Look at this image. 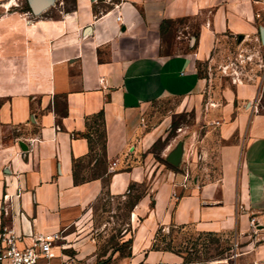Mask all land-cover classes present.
I'll use <instances>...</instances> for the list:
<instances>
[{"label": "crops", "instance_id": "1", "mask_svg": "<svg viewBox=\"0 0 264 264\" xmlns=\"http://www.w3.org/2000/svg\"><path fill=\"white\" fill-rule=\"evenodd\" d=\"M4 1L0 231L25 245L56 235L50 264H185L184 255L154 245L160 231L191 228L230 236L238 247L234 259L210 264H264V73L208 107L207 137L216 132L219 144L202 155L214 156L218 178L201 182L193 137L184 142L183 174L152 153L171 126L157 105L179 101L181 113L202 97L209 85L200 66L225 44L264 45V0H73L57 17L34 18L30 7L20 12L15 0ZM101 112L110 176L76 185L74 162L95 165L86 133ZM184 131L163 147L162 160ZM146 179L150 193L130 211L129 253L99 256L94 233L79 226L106 192L126 198Z\"/></svg>", "mask_w": 264, "mask_h": 264}, {"label": "rangeland", "instance_id": "2", "mask_svg": "<svg viewBox=\"0 0 264 264\" xmlns=\"http://www.w3.org/2000/svg\"><path fill=\"white\" fill-rule=\"evenodd\" d=\"M102 1L110 3L118 2L119 0ZM72 3L73 0H51L49 8L38 15L29 13V16L34 18L44 13V16L57 17L59 16V9L63 10L65 8V10H69L72 8ZM15 4L17 6L14 9L20 12L29 11L27 0H15L10 3V5ZM52 7L58 8L47 14V11ZM165 50L166 52H172L169 47H166ZM200 71L202 77L208 81L209 88L205 89L202 97L190 102L186 110L178 113V106L181 103L173 100L163 101L156 106L158 111L164 112L171 117V126L166 138L154 146L152 153L159 163L167 167V170H171L176 174L185 173L187 171L185 164L175 168L167 163L166 158L162 160L159 156L169 140H172V138L176 139L182 134L180 130L184 129V136L180 139L177 138L175 146L179 141L187 142L193 137V151L195 155H199V171L204 175L201 182H204L219 177V167L214 156L206 158L202 155L203 147H211L214 142L215 145L219 144L216 140V132L211 131V136L207 137L210 126L204 121L211 114V110L208 107H211L213 102L221 104L223 102V90L227 88L233 89L236 82L254 81L262 76L264 73V45L249 43L243 47H236L230 43L225 44L218 51L214 62L209 65L202 64ZM200 116L203 117L201 124L198 123ZM97 149L99 150V147ZM90 172L91 170L87 164H82L78 169L81 177H89ZM189 180H192V178L189 177ZM150 186V180L146 179L142 184H137V186L133 187L132 194L129 197L127 195L126 198L111 197L106 192L102 200L94 208L93 213L79 226L94 233L99 246V256L106 258L117 252L120 256H125L129 253L133 231L129 222L130 206L137 196L143 193L148 195ZM83 224H85L84 227H82ZM157 240L160 250L172 248L173 251L171 252L177 253L181 251L185 255L189 254L187 256L189 264H210L221 260H232L236 256L238 248L234 245L230 236H198L192 232L191 228L172 227L169 232L167 231L157 237Z\"/></svg>", "mask_w": 264, "mask_h": 264}, {"label": "built area", "instance_id": "3", "mask_svg": "<svg viewBox=\"0 0 264 264\" xmlns=\"http://www.w3.org/2000/svg\"><path fill=\"white\" fill-rule=\"evenodd\" d=\"M57 239L56 235L40 236L25 245L23 237L3 229L0 231V264H44L45 260L50 264L52 244Z\"/></svg>", "mask_w": 264, "mask_h": 264}, {"label": "trees", "instance_id": "4", "mask_svg": "<svg viewBox=\"0 0 264 264\" xmlns=\"http://www.w3.org/2000/svg\"><path fill=\"white\" fill-rule=\"evenodd\" d=\"M86 138L89 141L90 147H91V159L95 160V165L93 168H90L91 172L89 177H81L78 173V169L82 165V163H79L78 161L74 162V171H73V177L74 182L76 185L83 184L89 180H94L102 177H109L108 169H107V157H106V135L104 132V113H99L94 121L88 126V132L86 133ZM159 143V142H158ZM157 143V144H158ZM156 144V145H157ZM155 145V146H156ZM99 147V150L97 149ZM137 186V184H132L129 187L128 197L132 194L133 187ZM146 196V193H143L140 196H137L135 200L131 203V210ZM154 205V202L152 203V206ZM163 235V233L160 231L158 233V236ZM158 240L156 238V243L154 245V249L160 250L158 247ZM162 251H173L172 248H165L162 249ZM178 254L184 255L185 257V264H189L187 262V255L183 254V252L178 251Z\"/></svg>", "mask_w": 264, "mask_h": 264}, {"label": "water", "instance_id": "5", "mask_svg": "<svg viewBox=\"0 0 264 264\" xmlns=\"http://www.w3.org/2000/svg\"><path fill=\"white\" fill-rule=\"evenodd\" d=\"M31 13L38 15L50 7L51 0H27ZM184 141H179L177 145L168 153L166 161L175 168H179L184 159Z\"/></svg>", "mask_w": 264, "mask_h": 264}]
</instances>
